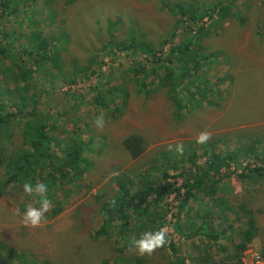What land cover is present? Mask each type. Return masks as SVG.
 I'll list each match as a JSON object with an SVG mask.
<instances>
[{"label": "trees", "instance_id": "trees-1", "mask_svg": "<svg viewBox=\"0 0 264 264\" xmlns=\"http://www.w3.org/2000/svg\"><path fill=\"white\" fill-rule=\"evenodd\" d=\"M75 1L77 0H44L36 7L34 0H28L31 8L25 11L24 0H0V199L11 194L16 198L22 213L29 204L38 206L37 198L23 192L25 182L30 181L33 185L38 182L47 184L49 199L56 201L54 194L67 184H71L73 190H80L81 185L86 183L81 173L86 172L93 162L94 151L85 150L82 145H68L63 158H57V154L51 150L50 121L41 111L44 101L54 92L53 88L57 84L65 86L66 89L61 90L62 94L70 92L75 112L73 116L78 121L95 119L96 114H91L92 109L102 108L107 113L119 110L122 106L125 109L132 95L153 96L155 92L167 93L176 107L178 119L184 121L185 111L190 112V106L186 103L192 102V105L199 106L208 101V98H201L205 91L200 86L201 82H205L208 87L222 84L226 91H233V100L238 103L239 109H263L264 31L255 32V42L258 45L252 62L245 58L240 60V54L237 60L229 51L221 58L215 55V51H202L199 38L213 28L214 18L223 11L222 3L206 6L196 4L192 7L186 1L172 4L162 0L163 7L168 8L176 19L177 29L158 44L147 42L140 26L131 27L126 31L124 40H119L114 33L122 27L119 20L112 22L110 28L100 24L97 38L102 40L99 41L98 48L101 47L106 55L105 61L114 66V59L111 58L114 54L124 58V62L113 67L114 74L104 72L98 76L94 73L98 59H93L95 56L91 59L81 58L77 64L86 67L92 74L87 76L88 83L77 77L79 79L76 85L81 88L83 84L89 85L93 77L97 79L93 81L95 88L89 85L86 93H81L80 96L74 94L70 89L73 83H67L70 72H82L77 64L72 68L67 67L64 62L65 50L73 42L67 35L50 38L44 34L43 28L57 23L68 25L71 20L69 5ZM237 18L238 22L243 21L242 14ZM134 24L135 22L131 25ZM228 24L229 22L226 26ZM243 29L239 26L236 30L237 41L242 40ZM222 35L224 39L226 31L223 30ZM114 75L124 78V84L121 83L123 87L112 86L107 95L103 81ZM212 79L216 82H210ZM12 80L20 94L17 99H13L12 87L8 85ZM41 80L46 81L50 87L40 90ZM94 90L96 96L93 97ZM214 95L217 99L209 100V109L221 107L228 100L220 90H215ZM232 107L229 108L228 115L232 114ZM250 124L255 127L249 126V129L243 130L248 132L243 133L244 138L253 136L255 139L257 135L264 139V130H258L255 121ZM220 125L225 128L230 124L226 121ZM88 132L90 136L85 137H93L90 128ZM223 138L225 137L212 136L206 144L207 151L196 150L192 158L181 159L180 163L184 166L173 163L175 174L163 171L161 182H145L141 188L130 182L134 189L125 183L111 199L103 202L102 212L105 218L102 226L95 232L94 240L98 241V238L109 235V230L116 221L124 226L145 223V226L154 227V231L156 227L158 229L173 222L175 235L180 238H171L173 242H170V247L174 253L173 259L167 264H245L244 253L259 233L260 226L246 203L231 207L227 192L233 189L234 195L241 193L247 198L263 193L264 143L260 148L251 150L249 156L239 162L232 160L234 155L230 156L223 150ZM120 142L126 157L131 159L143 156L150 145L149 138L139 133H130ZM254 142L255 140L250 141V144L253 145ZM54 173L59 176H54ZM241 180L249 182L248 185H244ZM204 188V196L197 199ZM90 190L91 188L89 193ZM158 207L160 212L156 214L155 209ZM190 210L193 211L194 218L186 220L185 215ZM228 210L231 211V218H226ZM61 213L62 208L51 207L47 218H55ZM243 213L247 217L246 221ZM215 222L217 226L213 225ZM7 229L11 230L13 227L7 225ZM226 235L234 237L224 246L220 240ZM183 242L190 243L194 250L198 249L201 242H206L208 247L201 245L199 252L191 254L190 261L179 245ZM0 248L3 253L11 249V253L3 260L5 263L0 264L31 262L28 259L23 262L21 260L28 252H19L4 242H0ZM214 250L217 253L213 257ZM132 261L134 264H143L144 257L132 255Z\"/></svg>", "mask_w": 264, "mask_h": 264}, {"label": "rangeland", "instance_id": "rangeland-1", "mask_svg": "<svg viewBox=\"0 0 264 264\" xmlns=\"http://www.w3.org/2000/svg\"><path fill=\"white\" fill-rule=\"evenodd\" d=\"M43 1L34 0L35 6H40ZM165 1L172 4L186 1L192 7L196 4L206 6L222 3L223 11L214 18L213 28L199 38L202 51H215V55L220 58L226 56L229 51L237 60H239L240 54V60L245 58L248 62L253 61V55L258 45L255 42V32L262 33L264 31V0ZM162 4V0H77L69 5L71 20L68 25L57 23L45 27L43 30L44 34L50 38L56 39L61 35H67L73 42V45L65 50L64 62L67 67L73 68L81 61V58L91 59L95 56L93 59L97 58L98 64L94 73L98 76L104 72L114 74L113 67L124 62V58L112 54L114 66L109 61H105L106 55L101 51V47L98 48L99 41L102 40V38H97L98 26L102 24L103 27L110 28L112 22L119 20L122 27L114 31L119 40H124L128 29L140 26L146 41L158 44L164 37L171 35L177 29L176 19ZM24 8L25 11L31 8L28 0H24ZM34 14H36V10H34ZM239 14L243 16L242 22H238ZM134 22L135 24L132 26L131 24ZM228 22L229 24L226 26ZM239 26L244 28L241 41H237L235 37ZM223 30L227 33L224 39ZM180 38L183 39L182 36ZM13 42L16 43V40ZM77 66L80 67L82 74L75 70L71 71L67 83L72 82L73 86L70 89L74 94L80 96L81 93H86L89 85L91 88H95L93 81L97 78L93 77L89 85L83 84L80 88L76 85L79 79L77 77L88 83L87 76L92 73H89V70L84 66L78 64ZM120 72L119 70V74H121ZM120 78L122 77L114 75L103 81L102 85L108 92L107 95L112 90V86L123 87L121 83L124 84V78ZM210 82H216V80L212 79ZM8 85L12 87L13 99L19 98L20 94L15 89L13 80ZM200 86L205 90L201 98L203 100L208 98V101L198 106L192 105V102L186 103L184 100L187 106H190V112L186 113L185 111L184 113L186 119L184 121L178 119L179 115L175 113L176 107L168 94L155 92L153 96L132 95L125 109L122 106L121 109L110 113L105 112L102 108L92 109V115L102 114L104 117L105 126L100 131L94 126L95 119L76 120L73 116L75 112L70 92L62 94L61 90L65 86L61 83L57 84L53 88L54 92L44 101L41 111L50 121L51 150L57 154V158L65 156L68 145L73 147L82 145L85 150H93L94 158L90 163V168L81 173L86 183L81 185L80 190H73L71 184H67L63 189L56 191L54 194L56 201H52V207L62 208L63 213L48 219L47 215L50 210L46 213V221L38 228L22 226L20 216L15 214L17 209L22 214L15 197L8 194L6 198L0 199V242L6 243L19 252H28V255L21 259L22 262L25 259L30 260L31 262L28 264H32V262L36 264H134L132 255L137 254L130 249V242L133 239H138L146 231H154L155 228L145 226V223L141 225L131 223L129 226H124L123 223L120 224L116 221L110 228L109 235L98 238V241L94 240L95 232L102 226L105 218L102 212L104 201L111 199L125 183L133 188L130 184L133 182L141 188L145 182H161L163 171L175 174L176 169L172 165L173 163L178 164L177 166H184L180 163L182 158L187 160L192 158L196 150L207 151V143H196V137L201 131L211 132V137H225L222 139L223 150L230 156L234 155L232 160L239 162L244 161L251 150L260 148L264 143V139L257 135L255 139L253 136L252 138L243 136V133H248L243 130L249 129V126L250 128L255 127L254 124H250L253 121L257 123L258 130H264V97L262 100L260 99L263 109H239L238 103L233 100V91H226L223 89L224 85L213 84L208 87L205 82H201ZM48 87H50L49 84L41 80L39 89L44 90ZM215 90H220L228 100L222 103L221 107L209 109V100L217 99L214 95ZM95 92L96 90L92 92L93 97L96 96ZM115 96L118 95L115 94ZM230 107H232V114L228 115ZM226 121L230 124L229 127H221L220 124ZM85 122H87L86 127H84ZM89 128L93 131V137L86 138L85 136L89 135ZM130 133L143 134L150 140V145L144 155L137 159L127 158L121 147L122 142L120 141ZM254 140V144L251 145L250 141ZM177 143H183V155L175 152ZM169 145H172V151L168 150ZM60 172H62L61 169ZM56 175L59 176L54 173V176ZM241 181L244 185L249 183L245 180ZM205 190L204 188L197 195V199L204 196ZM227 193L230 195L231 207L246 203L247 208L253 212L260 226L259 233L244 253V263L264 264V191L249 198L241 193L234 195L233 189H229ZM159 208L155 209L156 214L160 212ZM192 212L190 210L185 215L186 220L194 218ZM197 217L201 219L200 215ZM231 217V211L228 210L226 218ZM243 219L247 220L244 213ZM7 225H11L13 229L8 230ZM158 225L159 220L156 222V226ZM213 225L217 226V223L215 222ZM221 226L223 227L224 223ZM237 227L238 224H236ZM167 228L170 235L168 244L157 249L150 256L144 255L143 264H167L173 259L174 251L170 247V242H173L171 238L180 237L175 235L173 222H170ZM6 231L13 234L10 235ZM233 237L234 235H226L220 240V243L225 246L230 243ZM179 245L183 247L184 256L188 257L190 261L191 254L199 252L201 245L204 248L208 247L206 242L199 243L197 250H194L190 243L183 242ZM10 253L11 249L3 253L0 248V262L5 263L3 260ZM216 253L217 250H214L213 257Z\"/></svg>", "mask_w": 264, "mask_h": 264}, {"label": "clouds", "instance_id": "clouds-1", "mask_svg": "<svg viewBox=\"0 0 264 264\" xmlns=\"http://www.w3.org/2000/svg\"><path fill=\"white\" fill-rule=\"evenodd\" d=\"M94 126L102 131L105 126V120L102 114L97 115L93 121ZM211 132L204 130L199 132L196 137V143L206 144L211 139ZM168 150L172 151V145L168 146ZM175 152L183 155V143L175 145ZM23 192L30 197L37 198L36 205L29 204L21 214L17 209L16 215L20 216V223L24 227L38 228L46 221V213L51 210L52 201L49 199L48 185L43 182L32 184L30 181L23 184ZM114 203V201H113ZM169 230L167 226L160 227L155 231H146L138 239H133L130 242V249L134 250L139 256L152 255L157 249L163 248L168 244Z\"/></svg>", "mask_w": 264, "mask_h": 264}, {"label": "built area", "instance_id": "built-area-1", "mask_svg": "<svg viewBox=\"0 0 264 264\" xmlns=\"http://www.w3.org/2000/svg\"><path fill=\"white\" fill-rule=\"evenodd\" d=\"M257 258H259V257H257Z\"/></svg>", "mask_w": 264, "mask_h": 264}]
</instances>
